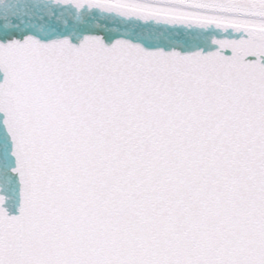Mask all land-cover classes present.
<instances>
[{
  "label": "snow or ice",
  "instance_id": "1",
  "mask_svg": "<svg viewBox=\"0 0 264 264\" xmlns=\"http://www.w3.org/2000/svg\"><path fill=\"white\" fill-rule=\"evenodd\" d=\"M0 264H264V0H0Z\"/></svg>",
  "mask_w": 264,
  "mask_h": 264
}]
</instances>
